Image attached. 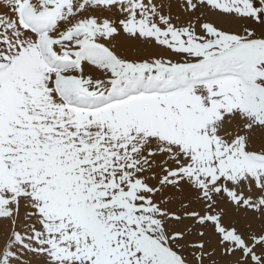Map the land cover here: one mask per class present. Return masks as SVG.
<instances>
[{"label":"snow or ice","instance_id":"1","mask_svg":"<svg viewBox=\"0 0 264 264\" xmlns=\"http://www.w3.org/2000/svg\"><path fill=\"white\" fill-rule=\"evenodd\" d=\"M0 264H264V0H0Z\"/></svg>","mask_w":264,"mask_h":264}]
</instances>
